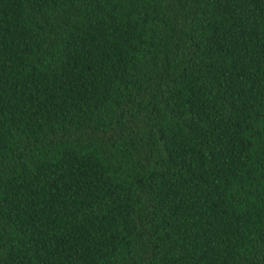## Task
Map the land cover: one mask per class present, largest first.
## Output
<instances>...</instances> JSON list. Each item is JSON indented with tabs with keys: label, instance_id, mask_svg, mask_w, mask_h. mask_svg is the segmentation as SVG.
I'll return each mask as SVG.
<instances>
[{
	"label": "trees",
	"instance_id": "16d2710c",
	"mask_svg": "<svg viewBox=\"0 0 264 264\" xmlns=\"http://www.w3.org/2000/svg\"><path fill=\"white\" fill-rule=\"evenodd\" d=\"M0 264H264V0H0Z\"/></svg>",
	"mask_w": 264,
	"mask_h": 264
}]
</instances>
